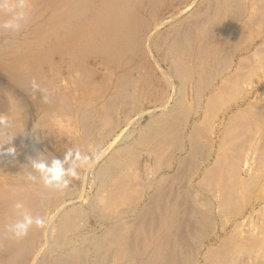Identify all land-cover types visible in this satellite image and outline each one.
Instances as JSON below:
<instances>
[{
	"label": "bare ground",
	"instance_id": "1",
	"mask_svg": "<svg viewBox=\"0 0 264 264\" xmlns=\"http://www.w3.org/2000/svg\"><path fill=\"white\" fill-rule=\"evenodd\" d=\"M163 1L29 0L32 22L15 35L0 32V68L14 83L0 84V121L8 124L7 130H0V152H16L13 163L0 165V264L36 262L54 208L59 213L53 238L63 251L52 264H238L244 252L254 256L255 264H264V205L257 231L243 226L246 218L237 219L257 199H264V91L255 100H246L253 74L259 70L264 74V0H249L247 11L245 0L243 4L212 0L191 25L182 22L159 42L154 39L171 54L173 74L192 82L195 99L188 103L184 94L170 112L151 115L148 128L139 135L145 159L134 147L124 146L100 164L104 180L91 207L99 218L114 220L103 233L83 234L79 230L83 213L64 201L70 187H46L31 168L30 162L43 159L47 152L64 154L75 141L63 136L71 125L78 126L87 141L98 143L101 131L116 125L120 113L140 107L141 97L153 95L144 36L153 28ZM216 26L219 32L210 37ZM231 33L230 48L224 52ZM258 37L262 41L253 47ZM237 49L248 54L235 61ZM34 84L39 87L33 89ZM36 91L45 99H33ZM237 102L244 104L225 116L214 138L218 112ZM192 115L197 119L189 122ZM29 121L49 126L53 134L57 131L53 128H59L58 136L42 135L45 151L41 143L34 150L27 141ZM181 151L185 153L175 159ZM149 158L152 176L177 164L175 171L156 179L154 192L153 178H138ZM199 173L195 183L208 193L206 198L185 185L187 174L193 178ZM149 186L152 192L146 195ZM17 201L33 217L45 218L44 227L33 225L21 239L7 231L8 224L19 219L12 208ZM136 207V222L129 221L132 216L122 219ZM229 221L233 226L228 230ZM218 230L224 234L198 259L202 237L217 235Z\"/></svg>",
	"mask_w": 264,
	"mask_h": 264
},
{
	"label": "rangeland",
	"instance_id": "2",
	"mask_svg": "<svg viewBox=\"0 0 264 264\" xmlns=\"http://www.w3.org/2000/svg\"><path fill=\"white\" fill-rule=\"evenodd\" d=\"M173 1H174V3H173ZM175 1H176V3H175ZM243 1L244 0H241L242 4H243ZM163 2H164L162 4L163 7L161 5V8H160V11L158 12V15H156L153 19V28H151L150 31H147L146 35L144 36L145 44L143 47L144 48L143 51H144L145 56L147 57L148 62L151 65V77H150V79L152 80V83H153L151 85V87L153 88V95H144L143 97L140 98L141 99L140 107H137L136 109H133V110L131 109L130 111H127L123 114L120 113L121 114L120 117L117 118V123L119 125L116 123V125H113L114 127L112 126L110 129L104 130L105 132L101 131L100 135L102 133L103 134L101 135V139L98 143H94L91 139H88V141H87V139L83 137L82 132H80L81 130L78 128V126L74 127V125H71L70 129L72 130V132H71V130H69V131L67 130V132L65 131V133L63 134V136L68 137L67 139H69V137L71 136L69 141L75 140L73 143H71L69 148L73 149V151L78 150L81 154H83L85 152L84 154H87L89 157H92V159H93V162L90 165H84L83 167L79 168V170H78L79 176H78V178L73 179L71 181V183L68 185V187H70L69 194L66 196V199L64 200L65 203L67 204V206H72V205L77 206L81 210V212L83 213L82 217H84V218L80 221L81 225L79 227V230H81V232L83 234H87V235H91V236L92 235L98 236V235H100V232L103 233L107 227H109L111 224L114 223V220H112V219L106 220L103 218L102 219L99 218L98 213L95 211V209L93 207H91V205H93L95 200L97 199L98 194H100L99 189L101 188L100 186L102 185V182L104 180L103 176H101V174L99 172V170H100L99 167H101L102 164H105L108 161L109 156L111 155V153L113 151H115L116 149L121 150L122 148H124V146L125 147L129 146L130 148L134 147L133 149H135L139 153V156L141 158L145 159L147 156V154H146L147 152H146V149H143V145H141L139 143V137H140L139 135H141V132H143L145 129L148 128L149 125H147V124L149 123L151 115L153 114V116H155L158 114L170 112V110L172 108H174L175 104L180 99V97L184 94L185 95L182 98L185 101L190 100L189 102L187 101L188 103H190V102L192 103L193 100L195 99V93H194L195 88H194V85L192 84V82L189 79L183 81L178 76H176V74L175 75L173 74L174 69H173V66H172V63L170 60V59H172L171 54L168 52V50H166L165 48L160 46V44L158 45L157 41H155V40H158V42H159V40H161L163 35L167 36L170 33H172L174 31V29L177 28L178 25H181L183 23H184V25L186 23L187 24L190 23V25H191V22L193 23V21L195 20L194 17L196 15H197L196 17H199L200 14L203 13V10L205 8H207V5L209 3L212 4L213 2H212V0H164ZM244 2H245V4H243V8L245 7V11H247L248 8L250 7L249 0H245ZM238 22H240V21H238ZM237 24L238 23L235 24V26L233 27V30L236 28ZM185 26H187V25H185ZM172 27H173V29H172ZM219 30H220V28L218 26H216V27H214V30L210 29V32H211V34H213V33L217 34L219 32ZM150 33H151V35H149ZM175 34H176L175 37L177 38L178 34L174 33V35ZM214 34L210 35V37L215 36ZM160 35H162V36H160ZM232 37H233V33H231L229 38L226 40L225 46L223 47L224 52L229 50L230 43H228V41ZM178 38L180 39V37H178ZM261 41H262L261 37L256 38L253 47ZM238 50L239 49H237L233 54V60H235V61L238 59V57L240 55L248 54V53H242L241 54V53H239ZM190 62L191 63L194 62L193 58L190 60ZM256 72L253 74V76L251 78L252 83H250L248 85V94H247V99H246L248 101L249 100H255L259 95H262L263 91H264V74H262L261 70L256 71ZM134 73L136 75L137 73H139V71L134 70ZM219 79L220 78H218L217 81H219ZM0 84L3 86H6V87H8V86L13 87L14 86V83L12 82V80L8 77V75L1 68H0ZM11 85H13V86H11ZM36 92H37V94H36ZM36 92L33 94V99H36L37 101H42L45 99V95L43 94L42 91H36ZM43 95H44V97H43ZM242 104H244V103L237 102L235 104L228 106L227 108L221 109L218 112L217 120L215 121V125H213V129L215 130V133L213 134L214 138L217 137L216 131H218L219 128H222L221 126H223V125H221V122L226 118L225 116L228 113H230L231 110L235 109L236 106L242 105ZM2 110L5 112V108H2ZM132 111H134V112H132ZM142 111H144V112H142ZM196 119L197 118L194 115H192V116H190L189 122H193ZM219 120H220V123H219ZM31 123L29 121V125ZM29 125H27V126L25 125L26 139L28 142L33 144L32 148H34V150L40 149V147L38 148V146H41V144L44 143L43 141H45V140L42 136L43 134L44 135L50 134L51 136H54V135L58 136V134H59L58 133L59 128H56V129L53 128L54 131L57 130V131H55V134H53V132H51V130H50V127L47 125H39V126L38 125H32V124H31V126H29ZM189 127H190V125L185 126L186 130H185L184 135H186V132L188 131ZM73 130H75L76 133ZM59 132H60V130H59ZM38 133H39V135H38ZM73 135H77V136L74 137ZM61 137L59 136L57 138H61ZM77 137H79V138H77ZM184 137H185V148H186L184 150H188L189 144H188L186 136H184ZM33 139H34V141H33ZM37 142H38V144H37ZM77 144H79V145H77ZM138 144H139V146H138ZM36 145H38V146H36ZM84 145L86 146V148ZM93 145L96 148L93 147ZM43 146H44V144H42L41 148H43L45 151V148H44L45 146L44 147ZM87 146H88V148L90 147L89 150L87 149ZM105 147H107V148H105ZM69 148H67V149H69ZM101 151H102V153H101ZM184 153H185L184 151L177 152V154L175 155L176 156L175 159L178 158L179 156L183 155ZM203 156L204 155L201 154L199 156V159H202ZM43 157L44 158L41 159V161H44V162H47V164H50L54 158H58V157L63 158V154L62 155L58 154V156H57V153L55 151H53L51 153L47 152L45 155H43ZM149 159L150 160L148 162L147 168L151 167L150 163L152 161V158H149ZM49 166L51 167V164ZM64 166L67 167L68 165L65 163ZM176 166H177V164H176V162H174L172 168L164 169V171L160 170L157 173H153V176L150 173V168L148 169L149 171L147 170V168H146V170L140 169L141 172L139 171L140 173H139L138 178H140L143 181H145V180L151 181L153 178V192H154L155 187H156V182H155L156 179L159 176H161L162 174H166V173H170V172L172 173V171H175ZM252 166L256 168V162H252ZM142 171L143 172L145 171V172L143 173ZM242 174L246 175V171H243ZM195 175H196V178H195ZM195 175L193 176V178L192 177L186 178V177H188V174H187L186 177L184 178V180H188L185 183V185L189 189L193 188L192 190L195 191V193L197 192L196 194L198 197L206 198L208 196V193L200 191L197 184L195 183V181L198 180L200 173L198 175L197 174H195ZM100 181H101V183H100ZM183 182H185V181H183ZM149 187L146 189V192H145L146 195L147 194L149 195L152 192V187H150V188ZM194 187H196V188H194ZM71 188H72V190H71ZM261 192H263V190ZM204 196H206V197H204ZM60 205H62V204L60 203L59 206ZM263 205H264V199H257L254 202V205L249 206V208H246L247 210L246 209L244 210L245 216H242V217L240 216L237 219H240L239 221H241L242 219L246 218L243 226L245 228H248L250 226V228L257 231L259 228L258 226L260 225L259 219L262 217V214H263V212H262L263 211L262 210ZM138 206L140 207L141 204L139 203ZM139 207H136V209L131 210L133 212L129 211L126 214H124L122 219L129 220V219H131V216H132V219L129 221H133V222L135 221L136 222L138 219V217H136V216H138V214H139V212H138ZM58 209L59 208H54L51 210L50 214H55V215L51 216L52 217V219L50 220L51 223L50 222L48 223L47 229L45 231L46 236L44 235L45 238L42 237L40 242H39L38 247H39L40 252L38 251L36 258H35L36 262H33V264H52L51 261L53 259H58L59 255L63 251L62 247L56 245V243L54 241L55 239L53 238V237H55L54 236L55 235L54 224L57 222L58 213H59ZM246 212H247V214H246ZM258 214H259V218L257 216ZM215 215H217V214H215ZM217 216H216V218L218 220ZM135 217L137 219H135ZM256 222L258 223V225ZM105 226H106V228H105ZM232 226H233L232 221H229L227 229L229 230V228H231ZM252 229L249 230V228H248L249 231H254ZM242 230L243 229L241 228L240 231L243 234ZM50 231L53 235H50L51 234ZM223 234L224 233L222 230H218L217 235H210L208 237H206V236L202 237L201 246L199 247V252L197 255L198 259H201L200 256L202 255L203 250L207 246L215 245L218 242L217 240ZM77 236L78 235L75 234L74 240H77L79 242V238ZM52 241H54V242H52ZM51 245H52V247H51ZM53 246H54V248L56 247V249H53ZM50 248H52V249H50ZM45 250H47L48 252ZM45 252L47 253V255ZM248 253L249 252H244L241 254V256L238 258L239 260L237 259L238 264H253V263L255 264L254 256L252 254L249 255ZM139 260H140V258L135 262L140 263ZM37 261H38V263H37Z\"/></svg>",
	"mask_w": 264,
	"mask_h": 264
},
{
	"label": "clouds",
	"instance_id": "3",
	"mask_svg": "<svg viewBox=\"0 0 264 264\" xmlns=\"http://www.w3.org/2000/svg\"><path fill=\"white\" fill-rule=\"evenodd\" d=\"M33 20L32 9L29 0H0V32H7L15 35L23 31ZM33 89L38 85H33ZM8 124L0 121V130H7ZM11 142L8 143L11 146ZM16 152L11 151L6 154L0 152V165H7L8 162L15 161ZM92 157L81 154L78 150L67 149L63 158H54L51 167L44 161L32 160L31 168L40 174V179L46 187H56L62 189L67 187L73 179L78 178L79 168L90 165ZM65 163L68 165L65 167ZM35 179V176H32ZM13 211L19 219L11 222L7 226V231L14 239L25 237L29 229L35 225L42 228L45 225V218L42 216L33 217L26 209L23 202L17 201L12 205Z\"/></svg>",
	"mask_w": 264,
	"mask_h": 264
}]
</instances>
